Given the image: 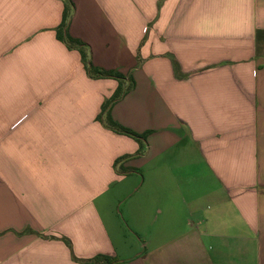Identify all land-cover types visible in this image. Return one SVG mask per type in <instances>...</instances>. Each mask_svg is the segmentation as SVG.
I'll use <instances>...</instances> for the list:
<instances>
[{
	"label": "crops",
	"instance_id": "0c3cea01",
	"mask_svg": "<svg viewBox=\"0 0 264 264\" xmlns=\"http://www.w3.org/2000/svg\"><path fill=\"white\" fill-rule=\"evenodd\" d=\"M71 1L148 136L64 0H0V264H264V0Z\"/></svg>",
	"mask_w": 264,
	"mask_h": 264
},
{
	"label": "trees",
	"instance_id": "16d2710c",
	"mask_svg": "<svg viewBox=\"0 0 264 264\" xmlns=\"http://www.w3.org/2000/svg\"><path fill=\"white\" fill-rule=\"evenodd\" d=\"M66 4V9L64 12L63 22L60 26L59 32H58V38L61 42H63L69 49H77L82 56V61L85 63V65L88 67V71L90 74H94L99 78H115L120 82V89L114 94L111 100L107 101L102 110V114H108L110 108L119 101L122 97H124L131 89L132 87L125 88L123 85L125 84V77L122 76L119 73H114L113 71H104V70H98L93 67L92 62L88 59L87 50L88 47L86 44H84L82 41L72 38L68 33V25H69V18L68 13L73 10V3L71 0H64ZM99 120L101 121V117H99ZM107 123L109 127H111L115 132L125 134L129 137H132L136 139L142 146L144 145V141L148 136V133L144 135H137L130 130H127L123 127L118 126L117 124L113 123L110 120L109 114L107 115ZM103 122V120H102ZM90 264H121L116 259H109L106 257H98L94 260L88 261Z\"/></svg>",
	"mask_w": 264,
	"mask_h": 264
},
{
	"label": "rangeland",
	"instance_id": "374dc122",
	"mask_svg": "<svg viewBox=\"0 0 264 264\" xmlns=\"http://www.w3.org/2000/svg\"><path fill=\"white\" fill-rule=\"evenodd\" d=\"M117 208V207H116Z\"/></svg>",
	"mask_w": 264,
	"mask_h": 264
}]
</instances>
